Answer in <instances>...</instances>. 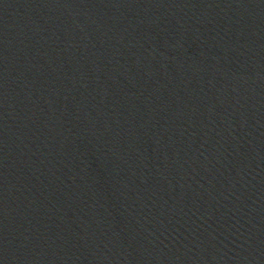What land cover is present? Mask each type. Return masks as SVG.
<instances>
[{
    "label": "water",
    "instance_id": "obj_1",
    "mask_svg": "<svg viewBox=\"0 0 264 264\" xmlns=\"http://www.w3.org/2000/svg\"><path fill=\"white\" fill-rule=\"evenodd\" d=\"M0 264H264V0H0Z\"/></svg>",
    "mask_w": 264,
    "mask_h": 264
}]
</instances>
